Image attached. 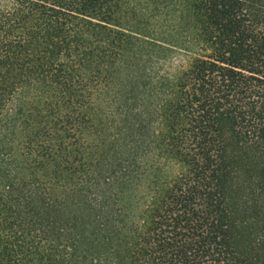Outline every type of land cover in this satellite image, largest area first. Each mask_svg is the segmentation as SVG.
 Segmentation results:
<instances>
[{
    "label": "trees",
    "instance_id": "1",
    "mask_svg": "<svg viewBox=\"0 0 264 264\" xmlns=\"http://www.w3.org/2000/svg\"><path fill=\"white\" fill-rule=\"evenodd\" d=\"M236 141L264 0H0V264H258L223 235Z\"/></svg>",
    "mask_w": 264,
    "mask_h": 264
},
{
    "label": "rangeland",
    "instance_id": "2",
    "mask_svg": "<svg viewBox=\"0 0 264 264\" xmlns=\"http://www.w3.org/2000/svg\"><path fill=\"white\" fill-rule=\"evenodd\" d=\"M192 52L172 46L160 53L163 69L186 67ZM223 235L237 256L264 263V145L247 146L236 141L229 162ZM263 262V263H259Z\"/></svg>",
    "mask_w": 264,
    "mask_h": 264
}]
</instances>
